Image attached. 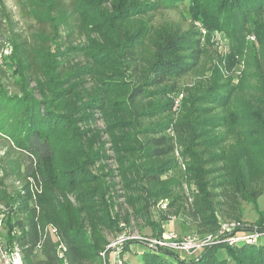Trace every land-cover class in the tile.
<instances>
[{
	"label": "trees",
	"instance_id": "16d2710c",
	"mask_svg": "<svg viewBox=\"0 0 264 264\" xmlns=\"http://www.w3.org/2000/svg\"><path fill=\"white\" fill-rule=\"evenodd\" d=\"M184 1L17 0L36 28L9 32L3 63L14 89L0 78V137L17 153L8 172L0 164V245L17 248L23 264H97L104 232L117 229L110 207L121 209L120 199L157 237L163 228L148 215L165 198L170 207L183 200L199 235L215 233L220 220H239L243 202L257 206L264 0L190 1L189 17L223 32L229 54L184 92L173 117L180 78L202 67L204 36L191 22L155 15ZM13 174L22 183L7 191L4 176ZM128 264H264V243L220 240L193 256L144 248Z\"/></svg>",
	"mask_w": 264,
	"mask_h": 264
},
{
	"label": "rangeland",
	"instance_id": "374dc122",
	"mask_svg": "<svg viewBox=\"0 0 264 264\" xmlns=\"http://www.w3.org/2000/svg\"><path fill=\"white\" fill-rule=\"evenodd\" d=\"M191 0H185L184 3L180 4L177 10H168L161 11L155 15L156 21L169 20L180 23L181 25H189L191 22L195 27L199 28L204 36V46H205V54L202 61V67L197 69L196 71L186 74L181 77L179 80L180 91L175 97H172L173 105L172 112L173 117L178 114L180 109V104L183 99L184 92L185 94L193 87H196L197 84L201 83L204 80H207L211 77V75L215 72L218 65V60L225 58L229 54V42L225 37L223 32L218 30L208 32L206 26H204L199 20H194L190 18V12L192 9ZM17 0H0V78L3 80L4 84L7 88L12 91L14 89L12 81H14L15 77L11 76V73L7 67V64H4L3 61L9 60L10 56V47L8 35L9 32L13 29L14 31L21 32L23 35H28L32 30L36 28L34 24H31L30 21L23 18L21 13L19 12V7L16 4ZM7 15V17H6ZM242 69V65L237 63L233 67V75H238ZM226 74V73H225ZM17 80V79H16ZM16 152H14L10 147L8 142L0 137V164L2 166L3 172H8V168L14 166V158L16 156ZM110 164V163H109ZM112 164V163H111ZM110 164V165H111ZM112 166V165H111ZM23 167H21L22 169ZM183 169V167H182ZM180 170L182 172V188L184 191V195L187 196V193H190V185L187 182L186 171ZM179 173V172H176ZM185 173V174H184ZM171 174V173H169ZM173 174V173H172ZM0 178H2V173L0 172ZM3 186L7 191H11L16 187H19L22 183V180L17 175L4 176ZM120 191L119 193H121ZM161 202L158 204L160 206L159 210H152L151 214L148 215V219L152 222H159L162 229L165 231L166 228L173 230L178 238L186 237V236H197V237H205L208 234H198L195 232V229L190 224L189 220L186 218L184 211H182L181 207L183 200H176V203L173 206H167L168 199L160 200ZM117 202H122V208L118 209L115 207H110V216L111 219L116 222V230L112 232L105 231L104 235L106 238V249H110L109 244L112 243L114 238L117 235V232L126 227L127 230L135 237L143 236H152V232H154V228L151 224H148L145 221V217H134L131 215V212L128 206L124 203L122 199L117 200ZM184 206V205H183ZM5 213L4 207L0 206V239L3 240V233L5 231L4 227ZM170 220V222H168ZM237 221L239 224L234 225L231 231L237 232L239 236L243 235V231H247L246 229H257L261 232L264 231V193L261 194L257 198V206H254L252 203H242V216L239 220H227V222ZM220 220V224H221ZM226 223V222H224ZM219 224V225H220ZM169 225V226H168ZM263 230V231H262ZM220 226L218 227L215 233H219ZM214 233V234H215ZM162 234V233H161ZM153 237V236H152ZM257 241L264 243V235H260L257 237ZM140 245V247H139ZM234 245V244H233ZM122 249V252L114 255L112 251H108L105 253V261L100 256L97 264H114L115 259H122V264L133 263L135 260V256L141 254L142 244L138 242H131L130 245H125ZM140 248V251H136ZM135 250V251H134ZM135 255V256H134ZM218 255L220 257H225L224 251L220 250Z\"/></svg>",
	"mask_w": 264,
	"mask_h": 264
},
{
	"label": "built area",
	"instance_id": "2783aa9c",
	"mask_svg": "<svg viewBox=\"0 0 264 264\" xmlns=\"http://www.w3.org/2000/svg\"><path fill=\"white\" fill-rule=\"evenodd\" d=\"M184 168V166H183ZM170 222V220H168ZM226 222V223H224ZM239 224L237 221L227 222L222 221L220 224L219 233L208 234L205 237H197L195 236H186L182 238H178L173 230L166 228L163 230L160 236H141L135 237L133 234L127 230L126 227L121 228L116 237L113 239L114 241L109 244L110 249H105L100 252V256L105 261V253L108 251H112L114 255L122 252V249L125 245H130L131 242H138L142 244L143 248H149L153 251L165 249L177 250L180 252L191 253L194 251L201 250L205 246L215 244L220 240L227 242L229 245H233L238 241H251L259 237L260 235H264V231H257V229H248L247 231H243V235L239 236L237 232L231 231L234 225ZM169 226V225H168ZM221 237L218 239V237ZM63 246L59 245V256H62ZM107 257V256H106ZM0 264H23L20 252L17 248L12 247L11 249H3L0 245ZM62 264H68L64 259ZM114 264H122V259H115Z\"/></svg>",
	"mask_w": 264,
	"mask_h": 264
},
{
	"label": "water",
	"instance_id": "95a60500",
	"mask_svg": "<svg viewBox=\"0 0 264 264\" xmlns=\"http://www.w3.org/2000/svg\"><path fill=\"white\" fill-rule=\"evenodd\" d=\"M200 250L198 251H194V252H191V253H187V252H181L182 254L184 255H187V256H193L194 254H196L197 252H199ZM180 252V251H179Z\"/></svg>",
	"mask_w": 264,
	"mask_h": 264
},
{
	"label": "crops",
	"instance_id": "0c3cea01",
	"mask_svg": "<svg viewBox=\"0 0 264 264\" xmlns=\"http://www.w3.org/2000/svg\"><path fill=\"white\" fill-rule=\"evenodd\" d=\"M139 247H140V245H139ZM142 247V246H141ZM135 249V248H134ZM136 250V249H135ZM134 250V251H135ZM141 249L140 248H138V250H136V251H140ZM144 250V248L142 247V250H141V252Z\"/></svg>",
	"mask_w": 264,
	"mask_h": 264
}]
</instances>
